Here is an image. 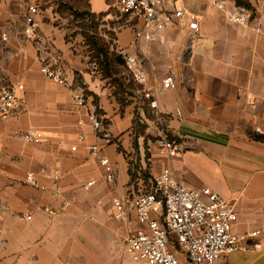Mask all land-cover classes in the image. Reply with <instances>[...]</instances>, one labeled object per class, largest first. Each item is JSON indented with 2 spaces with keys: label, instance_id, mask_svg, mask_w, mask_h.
Masks as SVG:
<instances>
[{
  "label": "crops",
  "instance_id": "1",
  "mask_svg": "<svg viewBox=\"0 0 264 264\" xmlns=\"http://www.w3.org/2000/svg\"><path fill=\"white\" fill-rule=\"evenodd\" d=\"M242 1L247 6H229L251 13L246 26L200 0L183 4L200 17L199 33L175 22L138 40L141 19L121 26L115 51L139 60L148 78L140 84L115 61L109 71L91 67L105 60L108 0H0V90L24 86L16 114L0 117V264H132L114 255L123 251L130 261L126 239L145 227L132 203L117 221L114 200L150 191L164 169L189 190L208 188L232 202L235 233L261 232L247 251L224 254L218 264H264V0ZM32 5L37 26L27 35ZM69 14L97 24L82 34L67 23ZM44 65L69 87L46 78ZM169 76L173 90L163 87ZM91 113L102 118L101 132ZM29 129L46 140L25 142ZM164 136L177 156L158 147ZM30 173L44 189L27 184Z\"/></svg>",
  "mask_w": 264,
  "mask_h": 264
},
{
  "label": "built area",
  "instance_id": "2",
  "mask_svg": "<svg viewBox=\"0 0 264 264\" xmlns=\"http://www.w3.org/2000/svg\"><path fill=\"white\" fill-rule=\"evenodd\" d=\"M222 12L226 20L240 26L250 23L251 13L237 5L229 6L230 0H200ZM185 0H116L118 10L123 15L135 14L143 24V30L136 31V38L150 39L151 32H165L175 22L187 24L194 33L201 31L200 17L184 6ZM167 4L170 9H167ZM37 6H30L26 17L25 34L32 35L37 26L35 16ZM150 31V32H149ZM6 39V34L3 35ZM125 64L134 80L140 84L147 82V74L141 68L139 60L127 56ZM91 67L95 73L100 71L98 61H93ZM42 74L54 83L69 87L68 82L60 77L49 65H44ZM163 87L173 90L177 87L176 80L169 76L164 80ZM22 84L10 85L0 90V117L7 119L16 114L21 105ZM153 94L146 97L153 99ZM77 103L82 106L85 100L81 93H75ZM152 108L158 107V102H151ZM89 121L96 132L103 129V120L96 113H91ZM256 132H260L257 128ZM22 138L27 143L38 144L45 141L42 132L29 129ZM80 141L85 137L81 135ZM161 151L170 156H177L178 149L174 142L166 136L157 140ZM73 151L77 147L72 148ZM91 155L98 154V148L90 149ZM108 179L112 180V170L109 160L103 159ZM27 184L40 187L35 174L27 176ZM204 198H207L205 200ZM132 203L138 221L145 227L131 233L125 244V254L132 264H218L224 254L245 252L249 249L248 241L257 238L261 232L238 234L233 226L238 221V215L232 202L220 197L206 188L202 192L189 190L181 185L171 170L164 169L151 184L148 192L141 193L133 201L123 198L114 200L115 219L123 221L127 217L129 205ZM2 229L0 227V240Z\"/></svg>",
  "mask_w": 264,
  "mask_h": 264
},
{
  "label": "rangeland",
  "instance_id": "3",
  "mask_svg": "<svg viewBox=\"0 0 264 264\" xmlns=\"http://www.w3.org/2000/svg\"><path fill=\"white\" fill-rule=\"evenodd\" d=\"M108 2L110 4L109 15L106 16L105 18V28H103L105 34V50L107 51V54H111V58L116 63H119V66L122 70L125 69L129 71L124 61V55L118 54L115 51V41L117 38V33L119 32V28L121 26L135 25L138 23L140 18L135 14H131V15L121 14L120 11L118 10L116 0H108ZM66 17H67V23L73 27L79 28L82 34L87 30V28H89V26L94 28V24H97L96 21L94 23H92L91 20L89 21L88 20L89 16L86 15L69 14ZM93 38H98V37L93 36ZM114 257L119 259L120 262H130L124 255L123 251L116 252Z\"/></svg>",
  "mask_w": 264,
  "mask_h": 264
},
{
  "label": "trees",
  "instance_id": "4",
  "mask_svg": "<svg viewBox=\"0 0 264 264\" xmlns=\"http://www.w3.org/2000/svg\"><path fill=\"white\" fill-rule=\"evenodd\" d=\"M235 1L237 2V5H239V6H247L242 0H235ZM110 61H111V63L114 62V60L112 58L110 60V58H109V56L107 54V51L105 50V60H104V62L101 63L102 65H100V63L98 62L99 63V67L103 66L105 71H109V68L111 67ZM168 140L172 142V140L169 137H168Z\"/></svg>",
  "mask_w": 264,
  "mask_h": 264
}]
</instances>
